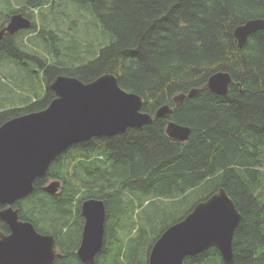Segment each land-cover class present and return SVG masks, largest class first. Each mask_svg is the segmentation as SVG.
Returning a JSON list of instances; mask_svg holds the SVG:
<instances>
[{
	"label": "trees",
	"instance_id": "1",
	"mask_svg": "<svg viewBox=\"0 0 264 264\" xmlns=\"http://www.w3.org/2000/svg\"><path fill=\"white\" fill-rule=\"evenodd\" d=\"M16 12L31 26L0 40V124L45 108L57 75L86 82L112 73L143 97L141 111L173 108L169 117L70 145L13 203L20 219L54 236L53 264H84L76 254L84 199L106 207L95 264H148L162 231L219 187L241 214L232 264H264V29L241 48L233 34L264 19V0H0V29ZM218 71L233 79L226 94L203 91L175 107V95ZM169 120L190 128L185 141L166 133ZM0 230L9 232L4 223ZM183 263L222 260L211 247Z\"/></svg>",
	"mask_w": 264,
	"mask_h": 264
},
{
	"label": "water",
	"instance_id": "2",
	"mask_svg": "<svg viewBox=\"0 0 264 264\" xmlns=\"http://www.w3.org/2000/svg\"><path fill=\"white\" fill-rule=\"evenodd\" d=\"M31 20L13 13L0 29L13 34L27 29ZM264 29L263 18H252L235 27L233 34L241 48L248 35ZM233 79L228 72L218 71L201 87L173 97L175 107L185 97L203 91L226 94ZM55 97L39 111L12 117L0 125V264H53L60 254L55 238L41 234L34 226L18 217L11 205L33 189L36 178L45 174L50 163L67 147L94 136L113 135L127 127H140L158 117H169L173 108L160 106L150 115L141 111L144 99L137 93L123 90L112 73H102L90 81L65 75L55 76L49 83ZM166 133L185 141L190 128L169 120ZM58 181H50L45 189L56 192ZM83 217L81 239L76 250L84 264H95V256L103 246L106 220L105 203L100 198H87L80 204ZM241 214L232 198L219 187L207 198L195 203L179 221L168 226L156 239L148 254V264H184L186 256L211 247L216 248L222 264H232V240Z\"/></svg>",
	"mask_w": 264,
	"mask_h": 264
},
{
	"label": "bare ground",
	"instance_id": "3",
	"mask_svg": "<svg viewBox=\"0 0 264 264\" xmlns=\"http://www.w3.org/2000/svg\"><path fill=\"white\" fill-rule=\"evenodd\" d=\"M43 109H44V108H43ZM33 112H34V111H33ZM27 113H29V112H27ZM24 114H26V113H24ZM24 114H19V115H24ZM19 115H17V116H19ZM9 119H10V118H9ZM58 185H59V182H58ZM0 204H1V203H0ZM1 205H3V204H1ZM11 206L13 207V204H12ZM3 207H5V205H3ZM13 208H15V207H13ZM1 209H2V208H1ZM15 209H16V208H15ZM16 210H17V209H16ZM17 213H18V210H17ZM18 217H19V216H18ZM19 219H20V218H19ZM21 220H22V219H21ZM25 221H27V220H25ZM178 221H179V220H178ZM28 222H29V221H28ZM176 222H177V221H176ZM174 223H175V222H174ZM172 224H173V223H172ZM172 224H170V225H172ZM170 225H169V226H170ZM165 229H166V228H165ZM165 229H164V230H165ZM164 230H163V231H164ZM163 231H162V232H163ZM38 232H39V231H38ZM39 233H40V232H39ZM41 234H48V233H41ZM51 235H52V234H51ZM160 235H161V234H160ZM160 235H159V236H160ZM155 241H156V240H155ZM155 241H154V242H155ZM152 245H153V244H152ZM219 254H220V253H219ZM56 259H57V258H56ZM55 261H56V260H55ZM55 261H54V262H55Z\"/></svg>",
	"mask_w": 264,
	"mask_h": 264
},
{
	"label": "clouds",
	"instance_id": "4",
	"mask_svg": "<svg viewBox=\"0 0 264 264\" xmlns=\"http://www.w3.org/2000/svg\"><path fill=\"white\" fill-rule=\"evenodd\" d=\"M6 25V24H5ZM19 30H21V29H19ZM17 32V31H16ZM14 34V33H13ZM8 120V119H7Z\"/></svg>",
	"mask_w": 264,
	"mask_h": 264
},
{
	"label": "rangeland",
	"instance_id": "5",
	"mask_svg": "<svg viewBox=\"0 0 264 264\" xmlns=\"http://www.w3.org/2000/svg\"><path fill=\"white\" fill-rule=\"evenodd\" d=\"M0 40H1V39H0ZM18 100H19V98H18ZM1 124H2V123H1ZM1 124H0V125H1Z\"/></svg>",
	"mask_w": 264,
	"mask_h": 264
},
{
	"label": "flooded vegetation",
	"instance_id": "6",
	"mask_svg": "<svg viewBox=\"0 0 264 264\" xmlns=\"http://www.w3.org/2000/svg\"><path fill=\"white\" fill-rule=\"evenodd\" d=\"M6 121V120H5ZM3 123V122H2Z\"/></svg>",
	"mask_w": 264,
	"mask_h": 264
}]
</instances>
